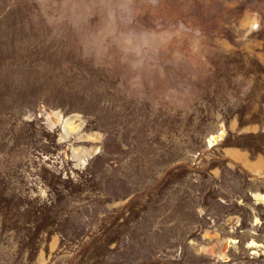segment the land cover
<instances>
[{
    "label": "rangeland",
    "instance_id": "rangeland-1",
    "mask_svg": "<svg viewBox=\"0 0 264 264\" xmlns=\"http://www.w3.org/2000/svg\"><path fill=\"white\" fill-rule=\"evenodd\" d=\"M255 193L264 0H0V264H264Z\"/></svg>",
    "mask_w": 264,
    "mask_h": 264
},
{
    "label": "bare ground",
    "instance_id": "bare-ground-1",
    "mask_svg": "<svg viewBox=\"0 0 264 264\" xmlns=\"http://www.w3.org/2000/svg\"><path fill=\"white\" fill-rule=\"evenodd\" d=\"M60 119H61V117L60 116H57V120H60ZM63 128L68 133L74 131L76 129V125H75L73 119L72 118H69V117L63 119ZM224 134H225V132H224V130H222V131H220L219 134L212 135L209 138V140H208L210 147H212L213 145H215V143L217 144L219 140H222ZM254 195H255V197L258 200L264 201V194L255 193Z\"/></svg>",
    "mask_w": 264,
    "mask_h": 264
}]
</instances>
